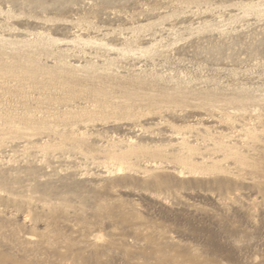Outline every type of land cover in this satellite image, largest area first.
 I'll list each match as a JSON object with an SVG mask.
<instances>
[{"label":"rangeland","instance_id":"374dc122","mask_svg":"<svg viewBox=\"0 0 264 264\" xmlns=\"http://www.w3.org/2000/svg\"><path fill=\"white\" fill-rule=\"evenodd\" d=\"M240 114L264 136V0H0V262L264 264V152L183 175L64 161L132 136L173 166L161 128Z\"/></svg>","mask_w":264,"mask_h":264},{"label":"bare ground","instance_id":"6f19581e","mask_svg":"<svg viewBox=\"0 0 264 264\" xmlns=\"http://www.w3.org/2000/svg\"><path fill=\"white\" fill-rule=\"evenodd\" d=\"M32 1H41V0H32ZM70 107L73 110H75L76 114L74 116L76 117L77 121H78V117H79L80 118L79 122H84V120H82V118H84L83 115H85L84 114L85 106L83 107L81 103L76 102V104L74 106H70ZM122 115L124 117H130L132 114H130L129 112L126 111ZM234 118H235V116H230V115L217 117V120L213 123V126L211 128H207L208 126H206V127L204 126V119L203 118L198 119L196 123L194 122L195 125H192L190 127L187 126V127H183L180 129H173V128L167 126L166 128H163V129L161 128L162 137H160V138L164 139V141H166L169 145L170 149L169 148L168 149H169L170 153H172V157H170V158H171L172 162L174 163L173 166H162V163L160 164V162L157 163L155 160L150 159L153 156H156V157L161 156V154L158 152L148 153L146 151H143L145 148L142 150L141 147H138L136 145L135 140L133 138H131L132 136L125 137V138L115 137V136L112 137L111 136L110 138L111 139L113 138L112 139L113 143H109V142L106 143L105 142V144H106L105 147H103L102 145H100L99 147L97 146L98 148H102V149H99V151L104 152V154H106L104 157V160L102 158L103 161L101 159H100V161L97 160L98 158H90L89 159V158H87V157H85L79 153L75 154L72 151L71 152L73 154H75L76 156L77 155H80V156L76 157L73 155L74 158L70 159L71 156L68 157L69 156L68 155L67 158L65 159V158H63L66 156L65 154H64L65 156H63V153L59 154V155H62L61 158L63 160L65 159L64 160L65 162L66 161H67V163L69 162V164L72 165L71 167H74V165H78L76 167H79V166H81L80 164L87 165L89 167L94 165L95 167L93 166L92 169L97 168V171L95 173L96 178H101L104 176L106 177V175L108 177L109 174L111 175L114 173H118L121 171L128 170V168H125V166L133 158L138 160V162L139 161L143 162L144 167L150 171H160V170L165 169V170H168V171H170L174 174H178V175H183V174H186L188 172L190 173V171H188V170H195V173H197L196 169L198 170L199 168H204V167L210 168V170L211 169H217V168L219 169V167L216 165V163L219 161H222L226 158L232 157V158H235L237 160H242L244 154L248 155V153H250V152H253V153H263L264 152V136L259 135V133H258L261 131V129H263V123L261 122V120H258V119H255V120L253 119V121H252V119L246 120V117H244V115H242V114L238 115L236 120ZM29 120H30V118H26L27 122ZM161 124H162L161 122L155 123V125H158V126ZM162 126H164V125H162ZM133 127L134 128L140 127V125L137 123H134V122H132L131 124H127L126 130L129 133H131L132 135L135 133V131L133 130ZM140 128L142 129V127H140ZM17 131H18L17 129L10 128V132L13 134H17L18 133ZM73 132H70V133L73 134ZM35 133L32 134L33 136L38 135L37 139L35 141L28 140V141H24L21 143L19 142V144L17 143V145H18L17 147L18 148L21 147L20 149L23 148L24 150H27V149L29 150L30 147L36 148L37 144H40L41 147L46 146V144H48L47 141L49 139V136H47L48 139L46 140L45 135L43 137L40 133H38V134H35ZM66 135H68V134H66ZM150 135H152V134H150ZM76 136H77V134H76ZM70 139H73V137L69 138V140ZM111 139L108 141H111ZM66 140H67V138H66ZM82 142H84V141H82ZM63 143H64V141H63ZM71 143H72V140H71ZM67 145H68V143H67ZM72 145H73V143H72ZM69 146H70V144H69ZM157 149H159V147ZM34 151L38 152L37 150H34ZM31 152H33V151H31ZM46 156H49V155H46ZM46 156H43V157H46ZM149 156H151V157H149ZM53 157L54 158H52L50 155L49 158L50 159L52 158L54 160H56L55 158L58 159V157H55L54 155H53ZM167 157H169V156H167ZM61 158L59 157V159H61ZM62 161H60V163ZM31 162H33V161H31ZM52 162H53V160H52ZM52 162H51V164H52ZM54 163H55V161H54ZM62 163L65 164L64 162H62ZM34 165H35V163H34ZM34 165L31 164L32 167L29 169L34 171L33 169H36V167H35L36 165L35 166ZM46 165H48V162ZM67 166H68V164H67ZM0 168H2V167H0ZM4 168L0 169V186H2V184L4 183L3 178L5 176V173L8 171V170L5 171ZM9 168H12V167H9ZM79 168L82 169V167H79ZM85 168H87V167H85ZM6 169H7V166H6ZM75 169H77V168H75ZM83 169H82V171H83ZM87 170H88V168H87ZM70 171H72V170H70ZM88 171H87V173L86 172H84V173L88 174ZM186 171H188V172H186ZM91 172H93V171H91ZM42 173H44V171ZM144 173H142V174H144ZM45 175L47 176V174H45ZM76 175L77 174L73 173V171L70 174V176H72V177H75ZM78 176H79V174H78ZM91 176L94 177V175H91ZM97 182H98V180H97ZM36 183H37L36 186L42 187V188H45L46 184L49 185V183H47L46 181L44 183V180H43V183L40 180H38V182H36ZM0 264H27V263L22 262V261L16 262V260H15V261H12L11 263L0 262Z\"/></svg>","mask_w":264,"mask_h":264}]
</instances>
